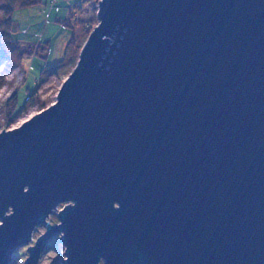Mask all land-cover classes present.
Segmentation results:
<instances>
[{
	"label": "water",
	"instance_id": "95a60500",
	"mask_svg": "<svg viewBox=\"0 0 264 264\" xmlns=\"http://www.w3.org/2000/svg\"><path fill=\"white\" fill-rule=\"evenodd\" d=\"M98 4L56 101L0 133V264L39 225L23 264L57 235L62 264H264V0Z\"/></svg>",
	"mask_w": 264,
	"mask_h": 264
},
{
	"label": "rangeland",
	"instance_id": "374dc122",
	"mask_svg": "<svg viewBox=\"0 0 264 264\" xmlns=\"http://www.w3.org/2000/svg\"><path fill=\"white\" fill-rule=\"evenodd\" d=\"M25 1L0 0V133L21 126L56 101L88 32L99 23L100 0H41L31 7ZM63 207L50 214V225L59 223ZM45 230L37 226L32 241L13 253L11 264H23L28 248ZM59 237L49 240L38 264H62L65 247Z\"/></svg>",
	"mask_w": 264,
	"mask_h": 264
},
{
	"label": "trees",
	"instance_id": "16d2710c",
	"mask_svg": "<svg viewBox=\"0 0 264 264\" xmlns=\"http://www.w3.org/2000/svg\"><path fill=\"white\" fill-rule=\"evenodd\" d=\"M21 1H24V0H21ZM41 3V0H26L25 2H24V4H25V6H29V7H31V6H34V5H39ZM9 22L11 23V20L9 19ZM90 32L91 31H89L88 32V37H89V34H90ZM88 39V38H87ZM49 67H51V66H49ZM48 68V67H47Z\"/></svg>",
	"mask_w": 264,
	"mask_h": 264
}]
</instances>
